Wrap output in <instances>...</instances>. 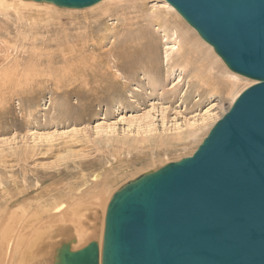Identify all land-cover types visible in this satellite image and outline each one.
Wrapping results in <instances>:
<instances>
[{
	"label": "rangeland",
	"instance_id": "374dc122",
	"mask_svg": "<svg viewBox=\"0 0 264 264\" xmlns=\"http://www.w3.org/2000/svg\"><path fill=\"white\" fill-rule=\"evenodd\" d=\"M139 5L149 11H165L167 6L171 7L165 0H139ZM32 11L36 26L27 27V30L26 24H23L25 31L24 28L19 30L21 35L29 33L25 35V38L28 37L26 41L29 42L31 38L35 40V52L45 47L49 40L60 42V35L56 37L57 39L54 37L55 26L48 28L36 22L44 20L46 13L43 16L41 12ZM61 12L51 10L48 12L50 15L46 14V18L56 17L57 20L63 21L70 18L69 14ZM115 22L110 21L112 24ZM3 28L0 29V38L7 40L8 29L5 26ZM156 28H149L154 33H150L152 37L147 38L150 40L148 42L155 41L153 44L156 58L152 61H132V65L128 66L120 79L117 77L116 68H108L111 65H107L108 61H73V66L70 67L68 65L72 61L69 64L33 61L34 66L32 61H24L23 66L30 70L21 68L22 65L18 67V81L24 83V77H29V70V73H33L32 79L28 81L30 86L24 90L16 88V91H6V85L0 87L1 93L4 91L5 94H1L0 97V201L10 196L9 194L33 187L35 181H39L41 185L29 192L32 196L43 193L48 188L50 195L62 192L74 197L72 200L74 203L78 198L84 197L82 203L86 202L85 205L94 211L96 207L94 196L98 187L93 178L97 176L98 181L110 179L98 208V221H94L95 233L82 241L78 238L73 241L74 233H69L68 237L67 235L55 237L51 246L52 251L56 252L63 243L73 252L92 241L103 242L105 209L113 194L144 174L192 155L213 124L228 111L232 105V97L256 84V81L235 74L241 79L233 84L232 89L228 87L226 89L223 83L226 84L228 78L224 72L234 73L227 70L212 52L208 53L212 58L208 62L212 64L213 71L215 68V72L209 73L211 76L206 74L205 69V71L201 69L203 61H196L202 63L197 65L194 64L195 61H176L181 64L177 63V67L170 69L165 58L170 52L166 49L172 42L164 37L163 28L158 32L154 31ZM9 31L11 32L10 29ZM47 32H51L52 35L49 34L48 37ZM42 39L47 42L38 44ZM114 42L116 40L110 37L101 50L108 51ZM51 44L53 43L50 42V47ZM45 51L43 50V53ZM47 52L49 53L45 55H49L50 52L55 55L56 50L53 48ZM138 55L141 57L145 54ZM2 58L3 55L0 53V59ZM1 63V66L5 64L1 67L3 72L10 66L12 70L9 69L5 73L13 74L15 70L12 67L13 61L12 65L10 61ZM197 66L200 68H196ZM97 67H102L107 75ZM196 69L201 71L197 73ZM97 76L100 79L108 77L107 81L118 79L116 92L99 93L100 95L97 94L95 98L85 99L83 96L80 99L78 96L83 94L77 90L82 89L85 93L92 89L96 85L94 79H99ZM83 78H87V81ZM199 78L207 84L209 80L210 87L200 88ZM85 104L87 107H83ZM23 198L25 197L14 201L20 205ZM3 209L2 206L1 219L6 218L2 216L6 214ZM7 257L8 253H4L2 257L4 264L9 262V259L6 261Z\"/></svg>",
	"mask_w": 264,
	"mask_h": 264
},
{
	"label": "water",
	"instance_id": "95a60500",
	"mask_svg": "<svg viewBox=\"0 0 264 264\" xmlns=\"http://www.w3.org/2000/svg\"><path fill=\"white\" fill-rule=\"evenodd\" d=\"M81 9L101 0H33ZM245 89L192 155L110 199L101 264H264V0H166ZM58 264H99L97 243Z\"/></svg>",
	"mask_w": 264,
	"mask_h": 264
},
{
	"label": "bare ground",
	"instance_id": "6f19581e",
	"mask_svg": "<svg viewBox=\"0 0 264 264\" xmlns=\"http://www.w3.org/2000/svg\"><path fill=\"white\" fill-rule=\"evenodd\" d=\"M165 2L167 1L165 0ZM168 5L170 4L168 3ZM140 6L141 5H139V0H101L92 6L81 9L59 7L53 3L45 1L0 0V29L4 26L8 29L6 32L7 40L0 38V53H2L3 55V58L0 59V61L7 63L8 61H10V64L11 61H13L14 64L12 67L15 69L14 72L12 71L13 74H11L10 72V75H8V73L6 74L5 72H8L11 67L9 66V64L6 63L9 66V69H5L6 71L3 72L1 70V67L5 64L1 66L2 63L0 62V71H2L0 73V87L6 85V91H16V88L24 90L28 88V85L30 86L29 82L30 79H32L33 77V73H29L30 68L23 66L24 61H47L50 64L56 62H61V64H69L70 61H72L70 65H68L69 67L73 66V61H108L107 65L111 64L110 67L108 66V68H116V71L118 73L117 77L119 78L123 74V72L128 69V66L132 65V61H152V59L156 58L157 54L154 50L155 41L153 42V44L152 42H148L149 39L147 40L148 36H150V38L152 37L150 33H154L150 30L152 27H157L156 29H154V31L156 32L160 31V29L162 30L163 28V32L165 35L164 37L166 38V40H170L172 42V45L166 49L170 50V52L166 55L165 58V61L167 63L166 65H168L170 69L177 65L178 62L176 63V61H203V64L201 62H196L194 64H202L203 67L201 66V69H205L207 72L206 74H212V64L208 62L212 59L209 57L208 54L210 52L216 55L217 59H219V61L223 63L227 70L229 69L225 65L221 57L219 58V56H217L213 47L201 39L197 31L189 24H187L186 20L178 13V11L172 5H170L171 7L167 6L165 11H149L144 7ZM32 10H35L38 13L41 12L42 15L44 13L47 14L51 10H58L60 12L64 11V13L69 14L68 16L70 18H66L65 21H63L62 19L57 20L56 17L54 19H47L48 17L46 18V14V19L43 18L44 20L40 19V21L35 20L38 23L48 26V28L49 26H55L56 31H54V37L56 38L60 35V42H57V38H54L56 42L53 39V41L48 39V43H46V40L43 41L42 39V41L40 40L41 42L38 41V44L46 43V46H43V48H40L38 49V51L35 52V40L30 37L31 40L29 42L26 41V38L28 37L26 36L25 38V35L27 33L25 35L22 34L24 35L22 36L19 30V28H24L25 26L26 28H34L36 26L35 22H33V18L35 19V16L31 14V12L33 13ZM37 12H35V15L37 14ZM53 13L55 14V12ZM129 15H132V17H129ZM37 18L39 19V17ZM114 20L116 21L115 23H110V21ZM23 24L26 25L24 26ZM9 29L11 30V32L9 31ZM135 30H137V33L135 32ZM47 33V36L49 37V34H51V32ZM134 33H136L135 36ZM110 37H113L116 42H114L110 46L108 51L103 52L101 49L106 44V42H108ZM50 42L53 43L51 44V47ZM40 47H42V45ZM53 48H55L56 50V52L54 53L55 55L51 54L52 52H50L49 55H45L49 53L47 52L49 49L53 50ZM43 50L46 51L43 53ZM138 53H143L145 55L139 57ZM21 61L22 63L20 64ZM20 66L21 68L25 67L29 69V77H24V83L18 81L19 78L17 75L19 69L17 68ZM101 68L99 67L98 69L100 70ZM196 68L200 67L197 66ZM192 69L195 70L194 67ZM11 70L12 69H10L9 71ZM196 70L197 73L201 71H199L198 69ZM100 71H103V69H101ZM213 72H215V68ZM71 73L72 75H74V72L72 70ZM104 74L107 75L106 73ZM210 74L209 76H211ZM235 74L236 73L231 74L224 72L225 77L228 78L227 83H223L226 89L227 87L228 89H232L231 87L233 86V84L235 85L237 80L241 79L239 77L241 75L237 76L238 74ZM114 76L116 77V75ZM107 78H102L103 80L100 78L94 79L96 80V85L88 91H85V89V93L82 92V89H80L81 91L77 90V92H81L83 94L78 97H80V99H82L83 96V98H95L94 96L99 93L107 94L113 91L116 92L115 88L117 89L119 85L118 79L113 78L112 80L107 81ZM85 80L87 81V78L84 79V81ZM207 82L208 84L205 83V81L201 80L199 87L202 89H207L208 87H210L211 84L209 80ZM1 94H4V91L3 93H1L0 88V97ZM240 94H235L232 97V105ZM84 106H86V104L83 105V107ZM203 120H205V118ZM214 125L215 124H213V126ZM97 178V176L93 178V180L97 182L98 187V190L94 196V202L96 203L94 211H92L88 205H85L87 204L86 202L82 203V199L84 197H80L81 199L76 197L78 198V201L74 203L72 202L74 197H69V195L63 194L62 192H57L56 194L54 193L50 195L48 193V188L44 190L45 192L42 191L44 195L43 193L35 195V193V196H32L29 192H31V189H34L35 187H39V185H41L39 181H35V185L33 187L17 191L13 194H9L10 196L5 198L3 201H0V205L4 207L3 212L6 213L2 215L6 216V218L2 216V219L0 218V264L2 262L4 264L2 258L4 256V253H8L6 261L7 259H9V262H7V264H48V262H50L49 264H58L59 251L65 246L68 247V245L63 243L58 247L56 252L55 250L52 251L51 246L55 237L61 235H67L66 237H68L70 234L74 233L75 237L71 235L73 241L76 240V238L82 241L85 240V238L89 235L95 233L94 221L97 220L98 208L101 205L102 196L105 193L106 187L110 182L109 178H105V180L103 181H98ZM4 193L7 194V192ZM48 194L49 196H47ZM21 197L25 198L20 201L19 205L16 202L18 198L20 199ZM14 200H16V202ZM90 205L95 204L90 203ZM98 241L97 245L99 248V264H101L102 240Z\"/></svg>",
	"mask_w": 264,
	"mask_h": 264
}]
</instances>
